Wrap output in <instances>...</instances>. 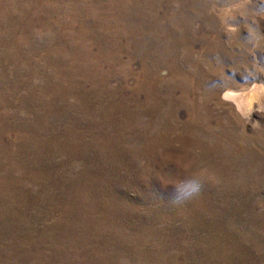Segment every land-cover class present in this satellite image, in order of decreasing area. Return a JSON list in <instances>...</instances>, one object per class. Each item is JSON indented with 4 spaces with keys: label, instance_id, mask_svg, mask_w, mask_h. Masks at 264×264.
I'll return each mask as SVG.
<instances>
[{
    "label": "rangeland",
    "instance_id": "rangeland-1",
    "mask_svg": "<svg viewBox=\"0 0 264 264\" xmlns=\"http://www.w3.org/2000/svg\"><path fill=\"white\" fill-rule=\"evenodd\" d=\"M0 264H264V0H0Z\"/></svg>",
    "mask_w": 264,
    "mask_h": 264
},
{
    "label": "bare ground",
    "instance_id": "bare-ground-1",
    "mask_svg": "<svg viewBox=\"0 0 264 264\" xmlns=\"http://www.w3.org/2000/svg\"><path fill=\"white\" fill-rule=\"evenodd\" d=\"M257 88H255V90L253 92H249L247 94H234V95H228L229 98H232L236 103H237V107L238 109L244 113V114H247V113H251V115H249V119H253V118H256L258 117V115H260V113H257L259 111H256V112H253V101L256 100V99H259L258 96H259V93L260 90L258 91ZM261 89V88H260Z\"/></svg>",
    "mask_w": 264,
    "mask_h": 264
}]
</instances>
